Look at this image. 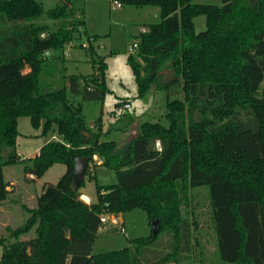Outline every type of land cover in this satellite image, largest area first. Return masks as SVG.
<instances>
[{"label": "trees", "instance_id": "obj_1", "mask_svg": "<svg viewBox=\"0 0 264 264\" xmlns=\"http://www.w3.org/2000/svg\"><path fill=\"white\" fill-rule=\"evenodd\" d=\"M76 1L62 0L49 19L73 18ZM115 1L161 9V23L139 35L137 54L128 59L139 97L152 86L185 93L183 101L168 102V127L144 124L124 145L102 141L100 120L95 131L83 113L85 102L102 101L108 92L103 62L101 74L70 76L68 86L46 90L41 82L46 54L72 40L73 29L84 26L83 15L73 29L42 38L46 27L33 24L43 15L38 1H0V204L12 193L4 170L20 163V118H30L42 135L61 138L22 161L23 173L41 179L54 165L66 166L57 184L43 186L37 207L25 208V222L0 237V264H182L195 253L197 224L189 204L203 187L219 262L264 264V0H222V6ZM199 16L207 28L196 33ZM164 68L172 71L168 81L160 75ZM83 157L90 163L97 158L117 175L116 184L98 187L95 204L81 199L85 182L73 184L75 162ZM134 210L144 211L151 225L158 222L157 236L93 255L101 216Z\"/></svg>", "mask_w": 264, "mask_h": 264}, {"label": "rangeland", "instance_id": "obj_2", "mask_svg": "<svg viewBox=\"0 0 264 264\" xmlns=\"http://www.w3.org/2000/svg\"><path fill=\"white\" fill-rule=\"evenodd\" d=\"M36 1L41 4L43 15L34 19L33 24L46 27L47 33L42 34V38L61 28L73 29L74 24L81 20V15L84 22L83 28L77 26L73 29L72 40L69 43L45 56L41 82L46 90L56 89L64 82L68 86L66 79L70 76L89 77L95 73L101 74L103 71L108 90L106 96L102 101H89L83 104V113L90 126L91 124L95 126L100 120L102 141L124 145L141 133L144 124L159 123L169 126L167 104L173 100L183 101L184 91L180 87L168 94L152 86L149 93L144 98H140L136 75L128 62L129 56L137 54V51L133 54L129 50L135 42H139V30L142 27L148 28L150 25L161 23V17L154 19V14L146 16L149 7L144 6L123 5L114 9L115 0H77L73 5V11L76 13L73 18L52 20L49 19L48 12L62 6V0ZM191 3L222 6V0H191ZM194 24L196 33L204 32L207 28V19L205 16H199L194 20ZM89 38L93 39L92 43L89 42ZM90 46L93 47L94 52L90 51ZM101 62L106 66L102 71ZM47 69H49L48 73ZM28 72L29 69L26 68L24 73ZM160 75L164 81H168L172 77V71L164 68ZM127 103L131 108L125 110L123 106ZM17 129L19 132L17 154L21 160L20 163L7 167L4 171L5 179L16 184L15 191L8 200L0 204V237L6 236L7 228L16 229L22 225L27 218L25 208L37 207L36 197L42 194L43 186L57 184L66 172L65 165L57 164L50 168L35 186L26 182L21 162L34 159L46 143L59 141L61 138L55 132L42 135V129H35L30 118L26 117L18 120ZM94 130L96 131L97 127H94ZM156 147L160 148L159 143ZM7 153L6 151L5 155ZM98 163L99 160L96 158L90 163L83 188L84 193L95 203L98 200V187L117 183V175L114 171L105 168L96 170ZM25 191L29 192L28 196ZM194 193L195 197L189 204V218L197 224L194 231L195 253L187 257L182 264H224L219 262L216 256V235L211 223L208 189L199 188L194 190ZM4 206L11 210L10 213L4 211ZM116 217L123 224L114 225L109 216L107 224L98 232L93 255L120 251L128 247L130 241L153 234L148 215L142 210H134ZM122 227L124 231H121ZM32 237L33 235L28 236V238ZM159 238L161 240L162 236L160 235ZM163 240L167 242L168 237H164ZM2 253L3 247L0 246V259Z\"/></svg>", "mask_w": 264, "mask_h": 264}, {"label": "crops", "instance_id": "obj_3", "mask_svg": "<svg viewBox=\"0 0 264 264\" xmlns=\"http://www.w3.org/2000/svg\"><path fill=\"white\" fill-rule=\"evenodd\" d=\"M144 7H149V8H147L148 10L146 11V16H152V14H154V19H158L159 17H161V9L158 7V6H144ZM156 7H158V8H156ZM151 26V25H150ZM149 31V27L148 28H146V27H142L140 30H139V35L140 34H143V33H147ZM139 41V40H138ZM91 128H94V126L91 124ZM38 154V153H37ZM18 156H19V154H18ZM19 158H20V156H19ZM97 159V158H96ZM20 160H21V158H20ZM23 161H25V160H23ZM98 166H97V168H96V170L97 169H101V168H103V167H101L100 166V162L97 164ZM96 170H95V172H96ZM5 171V170H4ZM94 171H93V173H95ZM24 179H25V181L26 182H28V183H31V184H34V186H35V184H36V182H38L40 179H36L33 175H25L24 174ZM7 181V180H6ZM7 182H9L10 183V185H11V187L9 188V190L13 193L14 191H15V182L14 181H7ZM26 192V191H25ZM12 193H11V195H12ZM81 193H82V197H81V199L86 203V204H95V202L88 196V195H86L85 193H84V191H83V189L81 190ZM29 195V192L27 193L26 192V196H28ZM38 195H37V199H38ZM28 199H25V201H27ZM98 201V200H97ZM97 203V202H96ZM36 205H37V200H36ZM4 211H9V213H10V211L11 210H8L9 208H7V206H4ZM8 213V212H7ZM111 217H113V216H120V215H110ZM117 222L118 223H120V224H123V223H121V222H119L118 220H117ZM117 226V225H116ZM103 229V227L102 228H100V230H102ZM99 230V231H100Z\"/></svg>", "mask_w": 264, "mask_h": 264}, {"label": "water", "instance_id": "obj_4", "mask_svg": "<svg viewBox=\"0 0 264 264\" xmlns=\"http://www.w3.org/2000/svg\"><path fill=\"white\" fill-rule=\"evenodd\" d=\"M89 164H90V160L86 157L78 158L76 160L75 166H74V172H73V175H74L73 184L75 187H80L85 182L86 172L88 170ZM157 227H158V222L156 221L152 224L154 236H157L158 234ZM0 262H1V259H0Z\"/></svg>", "mask_w": 264, "mask_h": 264}, {"label": "built area", "instance_id": "obj_5", "mask_svg": "<svg viewBox=\"0 0 264 264\" xmlns=\"http://www.w3.org/2000/svg\"><path fill=\"white\" fill-rule=\"evenodd\" d=\"M114 7V9L115 8H121L122 7V5L119 3V2H117V1H115V5L113 6ZM92 41H93V39L91 38V39H89V42L90 43H92ZM139 46H140V43L139 42H135L134 44H133V46L130 48V52L131 53H136V51H138V49H139ZM84 47H87L86 45H84ZM47 54H49V53H47ZM46 54V55H47ZM124 109L125 110H128V109H130L131 108V105L129 104V103H127V104H125L124 106ZM109 214H103L102 216H101V227L100 228H102L105 224H107V222H108V219H109ZM110 219H111V222L114 224V225H119L120 223H118L117 222V217H115V216H113V217H111L110 216ZM121 231H124V228L122 227V229H121Z\"/></svg>", "mask_w": 264, "mask_h": 264}]
</instances>
